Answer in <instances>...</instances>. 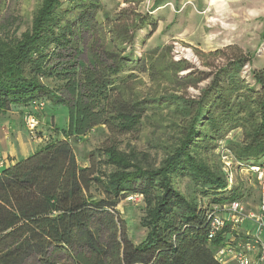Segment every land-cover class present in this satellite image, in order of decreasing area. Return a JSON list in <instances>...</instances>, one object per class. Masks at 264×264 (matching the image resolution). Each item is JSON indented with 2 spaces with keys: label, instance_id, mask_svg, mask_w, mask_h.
<instances>
[{
  "label": "trees",
  "instance_id": "16d2710c",
  "mask_svg": "<svg viewBox=\"0 0 264 264\" xmlns=\"http://www.w3.org/2000/svg\"><path fill=\"white\" fill-rule=\"evenodd\" d=\"M71 1L42 0L20 35L18 29L7 32L12 25L4 21L0 28V112L46 100L47 79L62 82L68 95L54 99L68 109L63 138L47 140L33 155L0 171V264L31 259L38 264H220L215 254L224 239L209 240L211 209H203L198 196L235 191L223 172L225 150L240 169L264 167V70L252 67L253 55L237 51L215 69L197 98H128V82L137 72L153 82L196 84L190 77L178 80L183 63L167 62L161 48L140 58L135 53L141 34L150 38L158 30L154 13L163 0H155L146 12L130 7L113 16L105 12L103 23L97 16L101 0H76L74 7ZM85 33L100 36L87 63L76 48ZM158 106L175 107L173 119L181 123L176 147L157 168L143 166L139 155L125 153L115 143L103 149V161L78 164L72 139L101 126L116 139L124 137ZM231 121L243 127L242 143L235 148L225 144L219 131ZM214 154L217 162L211 165L208 159ZM183 179L194 184V195L179 190L177 181ZM130 194L142 195L146 204L141 226L147 235L139 244L131 241L117 212ZM231 201H239L234 193L226 203Z\"/></svg>",
  "mask_w": 264,
  "mask_h": 264
},
{
  "label": "rangeland",
  "instance_id": "374dc122",
  "mask_svg": "<svg viewBox=\"0 0 264 264\" xmlns=\"http://www.w3.org/2000/svg\"><path fill=\"white\" fill-rule=\"evenodd\" d=\"M42 0H6L0 2V28L3 21L12 25L6 31L13 33L18 29V35L27 30ZM130 0H101L102 11L98 13V21L103 23L104 13L111 16L127 7L146 12L155 0H142L140 4L130 5ZM209 0H194L187 5H166L164 9H158L154 14L159 21L158 30L148 38V34H141L135 53L140 57L149 55L151 51L161 48L166 56V61L182 62L185 70L178 74V80L183 81L190 77L195 80V85L178 83L173 84L162 81H151L146 74L135 73L128 84L130 89L127 97L139 95L140 98L154 97L165 94H177L187 98H197L202 89L211 81L215 69L225 65L227 59L237 51L253 55L255 69L264 70V0H245L241 4L236 0H230L228 7L219 12L215 7H208ZM69 4L74 7L78 3L72 0ZM68 2H65L66 6ZM66 9V7H63ZM163 8V7H162ZM106 26V27H105ZM102 30L108 27V21ZM100 29V27L98 28ZM100 36H92L85 33L76 44V48L82 52L80 60L88 62L89 49ZM145 40L144 43L142 41ZM100 44V41L99 43ZM217 50H227L222 55L209 56ZM249 67L243 72L247 79ZM128 73L122 74L126 78ZM134 77V76H133ZM46 85L50 91L46 94L43 111L32 114L39 120L37 137L41 142L34 140L27 131L23 115L26 110L13 107L5 114L0 112V171L13 165L15 162L25 159L35 153L49 139H62L61 130L68 124V109L63 105L54 104L61 98H68L64 85L56 79H47ZM152 107V106H151ZM175 107L158 106L149 109L146 113L143 125L135 132L124 137H113L106 127H98L90 131L86 136L77 140L72 139L71 145L78 164L81 167H89L91 159L103 161V149L112 144H117L121 151L130 153L134 151L139 155L141 163L145 167L157 168L165 159L170 148L177 145L179 126L181 119L174 120ZM181 116V115H179ZM236 122L231 121L228 126L220 128L222 140L225 144L235 148L242 143L243 127H237ZM237 127V128H234ZM58 132V133H57ZM222 145V141L219 142ZM224 146V145H223ZM215 155L208 161L212 165L217 162ZM262 160V159H261ZM264 161V160H263ZM103 170L105 167H101ZM238 161L234 159L230 169L233 192L220 194L209 193L207 196H198L203 209L209 210L214 206L226 203L229 197L237 198L248 210H254L259 204L261 184L257 174L251 171H240ZM177 187L188 197L194 192V184L188 179L178 180ZM194 195V194H192ZM193 197V196H192ZM117 212L125 222L128 236L134 244H139L147 235L142 228L141 221L146 215L144 197L140 194L125 196L117 207ZM58 260L66 262L67 258L62 253L55 256ZM26 264H38V259H31Z\"/></svg>",
  "mask_w": 264,
  "mask_h": 264
},
{
  "label": "built area",
  "instance_id": "2783aa9c",
  "mask_svg": "<svg viewBox=\"0 0 264 264\" xmlns=\"http://www.w3.org/2000/svg\"><path fill=\"white\" fill-rule=\"evenodd\" d=\"M30 107L40 112L44 110L45 104L42 100H34L26 108ZM32 114L35 113L26 111L23 122L31 137L41 142L42 138L37 137L39 120ZM222 161L230 189V169L234 161L230 151H223ZM243 170L256 173L261 184L260 201L256 209L248 210L242 202L231 201L214 206L207 214L209 240L218 237L224 239V246L215 254L220 264H264V167L247 166Z\"/></svg>",
  "mask_w": 264,
  "mask_h": 264
},
{
  "label": "crops",
  "instance_id": "0c3cea01",
  "mask_svg": "<svg viewBox=\"0 0 264 264\" xmlns=\"http://www.w3.org/2000/svg\"><path fill=\"white\" fill-rule=\"evenodd\" d=\"M194 0H163V3L162 5L158 8V9H164L166 5H187V4H191L190 2H192ZM230 0H209L208 1V7H215L219 12H222L223 8H226L228 7V3H229ZM237 2H241V4L245 3L246 1L245 0H236ZM163 7V8H162ZM157 9V10H158ZM156 10V11H157ZM264 20V17L262 18ZM21 110L25 109L26 111L28 110H32L33 108L30 107V108H26V107H20ZM34 110V109H33ZM9 113V112H8ZM263 240H264V235H263Z\"/></svg>",
  "mask_w": 264,
  "mask_h": 264
}]
</instances>
